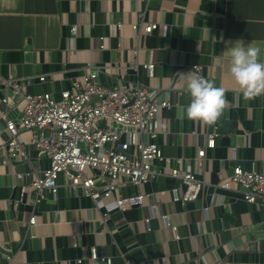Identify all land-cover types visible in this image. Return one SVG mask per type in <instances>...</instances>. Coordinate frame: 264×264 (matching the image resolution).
<instances>
[{"label":"crops","instance_id":"1","mask_svg":"<svg viewBox=\"0 0 264 264\" xmlns=\"http://www.w3.org/2000/svg\"><path fill=\"white\" fill-rule=\"evenodd\" d=\"M137 22L159 27L139 32L133 28ZM73 25L77 30L72 34ZM235 43L259 47L264 63V0H0V139L7 134L4 80L46 74L44 82L34 79L29 92L59 96L83 77L88 65H97L103 84L140 80L171 103L159 112L156 142L166 156L183 158L180 167L194 164L196 174L207 182L202 196L175 202L171 188L184 190L170 175L177 163L156 161L164 174L116 192L147 194L142 205L123 212L116 209L114 197L96 203L82 190L70 189L63 174L56 196L45 192L36 206L27 198L14 205L13 196L29 182L17 174H25L33 164L48 168L50 160L30 146L32 162L5 165L0 146V264H8L6 252L14 254L9 264H107L91 258L94 247L113 264H264V206L247 202L239 186H217L237 165L264 173V95L246 100L239 93L229 70L228 48ZM149 62L155 63L153 76L142 66ZM194 64L203 66L207 80L225 89L227 101L214 128L224 123L221 118L228 126L219 129L204 167L196 166L193 158L211 125L186 114L177 119L178 110L190 103L183 74L197 75ZM20 115L16 108L8 117L17 120ZM20 138L28 144L31 131H22ZM29 196H35L32 189ZM212 196L223 203L217 202L207 217L204 206ZM105 212L111 215L108 222ZM33 214L36 222L30 225ZM161 214L169 215L168 226ZM147 217L152 218L149 224Z\"/></svg>","mask_w":264,"mask_h":264},{"label":"built area","instance_id":"2","mask_svg":"<svg viewBox=\"0 0 264 264\" xmlns=\"http://www.w3.org/2000/svg\"><path fill=\"white\" fill-rule=\"evenodd\" d=\"M148 1V0H144ZM118 27L121 24H117ZM159 27L155 22H137L133 28L151 33ZM162 27L167 33V25ZM77 26L71 27L75 33ZM102 48L105 45H101ZM154 75L155 63L142 64ZM138 69V64L134 66ZM88 71L82 78L74 80L69 88L54 96L51 92L31 93L28 88L38 79L44 82L46 74L39 76H23L4 80L6 93L2 97L3 116L6 117L7 134L0 139V146L5 149L1 157L2 164L9 165L13 161L32 162L29 147L32 146L50 160L48 168L35 164L25 174L29 182L22 184L19 195L13 200L14 205L26 203L36 206L45 197V192L56 196L59 190V176H65V185L72 190H82L84 195L99 203L103 198L114 197L116 209L126 211L134 206L142 205L147 194L139 193L125 196L117 194L124 185H142L164 174L161 168L155 167L160 161L171 167L170 175L180 180L184 187L181 192L178 186L171 188L175 202H189L202 196L207 188L204 178L198 176L188 163L186 168L180 167L182 157L166 156L157 137L161 133L159 112L170 107L171 103L162 100L158 90L140 80H127L112 86L103 84L99 79L100 66L88 65ZM192 69L197 75H203V66L194 64ZM19 108L21 115L17 120L8 117L13 109ZM24 130L31 131L28 144L20 138ZM217 128L207 132L205 144L198 149L193 158L198 167H204L207 150L216 146L220 136ZM243 190L244 199L253 204L264 206V173L249 171L237 165L233 172L218 182L221 189L230 190L233 186ZM35 196L27 197L30 190ZM223 201L212 196L211 202L204 206L207 217L209 210ZM154 214L157 206L152 205ZM105 212V222L110 219ZM160 218L168 226L169 215L161 214ZM151 217L145 218L146 223ZM36 222V216L30 217L29 224ZM176 229V227H172ZM8 264L14 259L12 252H6ZM91 258L100 259L113 264L108 256H99L97 248L91 249ZM81 261V260H79Z\"/></svg>","mask_w":264,"mask_h":264},{"label":"clouds","instance_id":"3","mask_svg":"<svg viewBox=\"0 0 264 264\" xmlns=\"http://www.w3.org/2000/svg\"><path fill=\"white\" fill-rule=\"evenodd\" d=\"M228 50L229 70L239 93L246 100L264 95V63L259 61L260 48L235 43ZM183 75L187 81L184 90L190 95V103L186 110H178L177 119H183L186 114L190 120L214 124L227 104L225 89L192 72Z\"/></svg>","mask_w":264,"mask_h":264},{"label":"water","instance_id":"4","mask_svg":"<svg viewBox=\"0 0 264 264\" xmlns=\"http://www.w3.org/2000/svg\"><path fill=\"white\" fill-rule=\"evenodd\" d=\"M220 121L224 122L219 124V129L222 131L223 130V125L225 124V126H228V122L227 120H223L222 118L220 119ZM214 129V124L211 125V130ZM234 142V140H232V143ZM249 162H246V166L248 165ZM250 164V163H249ZM15 199V195L13 196V200Z\"/></svg>","mask_w":264,"mask_h":264},{"label":"rangeland","instance_id":"5","mask_svg":"<svg viewBox=\"0 0 264 264\" xmlns=\"http://www.w3.org/2000/svg\"><path fill=\"white\" fill-rule=\"evenodd\" d=\"M31 135H32V132H31Z\"/></svg>","mask_w":264,"mask_h":264}]
</instances>
